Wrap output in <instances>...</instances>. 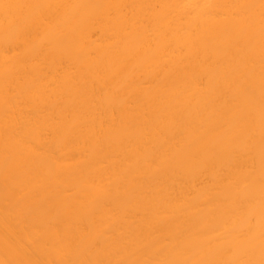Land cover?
Here are the masks:
<instances>
[{
    "label": "bare ground",
    "instance_id": "1",
    "mask_svg": "<svg viewBox=\"0 0 264 264\" xmlns=\"http://www.w3.org/2000/svg\"><path fill=\"white\" fill-rule=\"evenodd\" d=\"M0 264H264V0H0Z\"/></svg>",
    "mask_w": 264,
    "mask_h": 264
}]
</instances>
